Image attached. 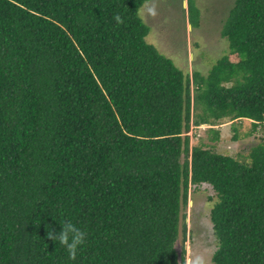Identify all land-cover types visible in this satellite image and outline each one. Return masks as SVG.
I'll use <instances>...</instances> for the list:
<instances>
[{
    "label": "trees",
    "instance_id": "16d2710c",
    "mask_svg": "<svg viewBox=\"0 0 264 264\" xmlns=\"http://www.w3.org/2000/svg\"><path fill=\"white\" fill-rule=\"evenodd\" d=\"M148 1L0 0V264H186L203 184L213 264H264V139L231 157L187 134L264 130V0H234L207 75L146 41ZM65 221L85 233L75 258L47 238Z\"/></svg>",
    "mask_w": 264,
    "mask_h": 264
},
{
    "label": "rangeland",
    "instance_id": "374dc122",
    "mask_svg": "<svg viewBox=\"0 0 264 264\" xmlns=\"http://www.w3.org/2000/svg\"><path fill=\"white\" fill-rule=\"evenodd\" d=\"M199 12V25L193 28L189 21L188 0H150L140 8L139 15L149 25L146 41L174 64L192 75L198 71L207 75L211 67L228 52V41L221 36V29L234 0H193ZM154 7L155 15L148 13ZM249 122L233 124L228 120L219 123V139L213 141L206 126L191 127L188 131L190 146L201 144L222 155L237 157L264 139V130L243 136ZM237 130H234V128ZM237 135L238 137H234ZM242 135V136H241ZM205 143V144H204ZM187 205L183 208L186 224L184 242L186 264H213L217 249L210 211L217 200L208 184L189 186ZM180 235L176 247L182 244Z\"/></svg>",
    "mask_w": 264,
    "mask_h": 264
},
{
    "label": "clouds",
    "instance_id": "9594fccd",
    "mask_svg": "<svg viewBox=\"0 0 264 264\" xmlns=\"http://www.w3.org/2000/svg\"><path fill=\"white\" fill-rule=\"evenodd\" d=\"M148 13L155 15L154 7L148 8ZM119 21V17L116 18ZM47 238L53 242H58L61 246L65 247L70 257L75 258L80 246L84 244L85 233L75 224L70 221H65L61 225V230L58 233L53 234L48 232Z\"/></svg>",
    "mask_w": 264,
    "mask_h": 264
}]
</instances>
